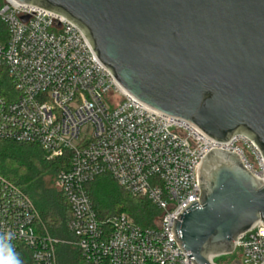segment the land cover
Segmentation results:
<instances>
[{"label": "built area", "instance_id": "1", "mask_svg": "<svg viewBox=\"0 0 264 264\" xmlns=\"http://www.w3.org/2000/svg\"><path fill=\"white\" fill-rule=\"evenodd\" d=\"M0 22L7 31L0 40V139L38 145L49 160H62L57 187L69 205L80 264H194L173 228L201 197L203 159L213 149L233 151L264 180L255 142L238 135L217 143L141 104L98 60L82 30L59 13L0 0ZM101 175L156 205V226L143 228L126 213L99 219L87 186ZM38 220L30 196L0 176V236L11 234L23 264H58L59 241L42 233ZM235 245L240 264H264V223Z\"/></svg>", "mask_w": 264, "mask_h": 264}, {"label": "water", "instance_id": "2", "mask_svg": "<svg viewBox=\"0 0 264 264\" xmlns=\"http://www.w3.org/2000/svg\"><path fill=\"white\" fill-rule=\"evenodd\" d=\"M78 26L98 60L141 104L217 143L244 135L264 158V0H13ZM200 199L174 221L194 264H215L264 223V180L213 149ZM238 264L240 262L236 261Z\"/></svg>", "mask_w": 264, "mask_h": 264}, {"label": "trees", "instance_id": "3", "mask_svg": "<svg viewBox=\"0 0 264 264\" xmlns=\"http://www.w3.org/2000/svg\"><path fill=\"white\" fill-rule=\"evenodd\" d=\"M6 37V27L0 22V40ZM62 167V160H49L38 145L0 139V176L24 190L34 202L39 212L38 229L59 241L56 246L58 264H80V251L72 244L74 236L68 228L69 205L53 180L47 181L49 177L56 179ZM87 190L101 220L126 213L139 226L152 228L161 217V211L148 198L131 194L111 175L98 176L88 184ZM236 261H241L237 252L215 262L238 264Z\"/></svg>", "mask_w": 264, "mask_h": 264}, {"label": "clouds", "instance_id": "4", "mask_svg": "<svg viewBox=\"0 0 264 264\" xmlns=\"http://www.w3.org/2000/svg\"><path fill=\"white\" fill-rule=\"evenodd\" d=\"M4 238H7V243L4 242ZM10 240L11 234L0 236V264H23Z\"/></svg>", "mask_w": 264, "mask_h": 264}, {"label": "rangeland", "instance_id": "5", "mask_svg": "<svg viewBox=\"0 0 264 264\" xmlns=\"http://www.w3.org/2000/svg\"><path fill=\"white\" fill-rule=\"evenodd\" d=\"M53 180V183L55 184V186L57 187V177H56V179H55V177L54 178H51V177H49V178H47V181H49L50 182V180ZM58 188V187H57ZM231 256V255H230Z\"/></svg>", "mask_w": 264, "mask_h": 264}, {"label": "bare ground", "instance_id": "6", "mask_svg": "<svg viewBox=\"0 0 264 264\" xmlns=\"http://www.w3.org/2000/svg\"><path fill=\"white\" fill-rule=\"evenodd\" d=\"M213 255H210V258H212Z\"/></svg>", "mask_w": 264, "mask_h": 264}]
</instances>
